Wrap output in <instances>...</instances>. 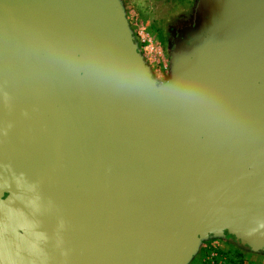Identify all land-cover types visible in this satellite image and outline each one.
<instances>
[{"label": "water", "instance_id": "obj_1", "mask_svg": "<svg viewBox=\"0 0 264 264\" xmlns=\"http://www.w3.org/2000/svg\"><path fill=\"white\" fill-rule=\"evenodd\" d=\"M175 69L123 0H0V264L264 254V0H205Z\"/></svg>", "mask_w": 264, "mask_h": 264}, {"label": "rangeland", "instance_id": "obj_2", "mask_svg": "<svg viewBox=\"0 0 264 264\" xmlns=\"http://www.w3.org/2000/svg\"><path fill=\"white\" fill-rule=\"evenodd\" d=\"M127 16L139 43L144 64L158 80H165L175 69V52L179 44L170 35L179 31L181 18H188L184 24L191 26L194 16L198 18V7L206 10L205 0H123ZM193 22V23H192ZM217 241H220L219 243ZM211 243V246H209ZM230 242L211 240L202 246L190 264H219L227 258L224 249ZM207 248V249H206ZM239 248V247H238ZM206 249V250H205ZM230 257V256H228ZM243 264H264L261 252L238 249L229 258Z\"/></svg>", "mask_w": 264, "mask_h": 264}, {"label": "flooded vegetation", "instance_id": "obj_3", "mask_svg": "<svg viewBox=\"0 0 264 264\" xmlns=\"http://www.w3.org/2000/svg\"><path fill=\"white\" fill-rule=\"evenodd\" d=\"M187 19H188L187 17L181 18L179 31L176 32L177 31L176 30L175 35L174 34L170 35V39L175 43H178L179 45L189 44L193 40L191 35L193 29L190 28L189 25L184 24Z\"/></svg>", "mask_w": 264, "mask_h": 264}, {"label": "crops", "instance_id": "obj_4", "mask_svg": "<svg viewBox=\"0 0 264 264\" xmlns=\"http://www.w3.org/2000/svg\"><path fill=\"white\" fill-rule=\"evenodd\" d=\"M209 242H211V241H209ZM217 242L219 243L220 241H217ZM207 243L208 242H205L203 244V246L205 247V245H207ZM212 244H214V243H211L209 246H211ZM239 248L237 245L229 243V245L226 247V249H224V252L226 253L227 258L225 260L221 261L219 264H243V262H241V261H232L229 259L230 257H232L233 254L238 252ZM228 256H230V257H228Z\"/></svg>", "mask_w": 264, "mask_h": 264}]
</instances>
